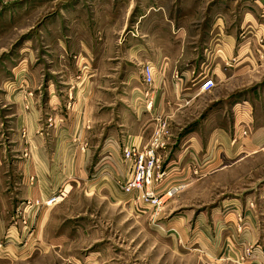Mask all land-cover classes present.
I'll return each mask as SVG.
<instances>
[{
	"label": "crops",
	"instance_id": "crops-1",
	"mask_svg": "<svg viewBox=\"0 0 264 264\" xmlns=\"http://www.w3.org/2000/svg\"><path fill=\"white\" fill-rule=\"evenodd\" d=\"M152 23L141 38L129 36L121 48L106 51L104 62L94 49L89 55L61 50L48 79H33L35 72H29L32 81L26 87L20 80L6 83L12 89L0 98V241L9 234L7 247L16 252L23 248L12 226L17 206L47 199L59 189L65 190V200L43 208L36 218L41 252L80 244L52 238L54 217L82 192L73 190L75 186L82 185L85 195L107 205L117 201L132 206L136 201L152 209L141 193L116 185L133 171L124 147L150 146L161 122L168 134L162 136L157 156L165 174L153 189L166 200V192L179 189L172 202L182 193L191 205L221 177L225 183L239 180L248 158L264 151V84L253 83L248 95L238 94L244 73L254 67H244L234 37L220 31L217 40L224 46L202 50L188 46L186 31H172L161 15L154 14ZM147 63L155 66L153 112L144 98L141 70ZM205 78L215 82L209 92L200 90ZM218 208L226 216L223 229L233 228L235 235L236 217H250L239 233L242 241L254 245L260 225L253 215H264V190L230 193ZM232 241L242 242L236 237ZM224 243L232 244L228 237Z\"/></svg>",
	"mask_w": 264,
	"mask_h": 264
},
{
	"label": "rangeland",
	"instance_id": "rangeland-1",
	"mask_svg": "<svg viewBox=\"0 0 264 264\" xmlns=\"http://www.w3.org/2000/svg\"><path fill=\"white\" fill-rule=\"evenodd\" d=\"M154 14L172 31H186L190 47L218 48L224 46L217 40L220 34L232 35L236 48H242L244 67H254L244 73L238 94L248 95L256 87L253 83L264 84V0H0V98L11 91L5 85L13 80L26 87L32 78L48 79L61 50L89 55L94 49L104 62L110 48L119 49L129 36L141 38L149 32ZM26 94L34 96L33 91ZM244 165L239 180L225 183L221 177L201 190L191 205L182 193L171 201L179 189L167 195L168 200L163 198L159 208L149 209L136 201L132 206L117 201L107 205L85 195L82 185L75 186L73 190L82 192L54 217L52 238L81 242L47 252L39 247L38 214L18 212L24 200L12 223L23 248H0V264H264V215H253L260 229L251 246L239 233L250 217H236L235 235L233 228L223 229L226 216L218 208L230 193L264 190V151ZM164 170L161 166L148 186L154 193V182ZM47 214L39 220L40 228ZM24 219L34 224L31 235H22ZM226 237L232 244L224 243ZM234 237L242 242L234 244Z\"/></svg>",
	"mask_w": 264,
	"mask_h": 264
},
{
	"label": "built area",
	"instance_id": "built-area-1",
	"mask_svg": "<svg viewBox=\"0 0 264 264\" xmlns=\"http://www.w3.org/2000/svg\"><path fill=\"white\" fill-rule=\"evenodd\" d=\"M141 73L144 77V83L147 86L146 91L144 92L145 106L148 111L153 112L155 108L156 96L151 87L154 83L155 66L147 63L142 67ZM214 86L215 82L213 78H205L200 85V90L202 92H209L214 88ZM166 134H168L166 126L161 122L158 124L154 132L153 140L150 146L141 149L135 146L126 145L123 149L124 159L131 161L133 171L129 178H120L117 181L120 187L128 193L140 192L141 199L156 209L161 206L164 197L156 196V194L150 190L148 186L152 184L155 172L161 169V161L157 156V150L164 145L162 136ZM25 155H27V153H25ZM159 178L162 179L160 175ZM174 191L175 190H169L166 195H171ZM64 196L65 191L58 190L47 199L26 200V202H23V204L25 203V206L23 208H19L18 212L20 214L25 213L26 216L30 217V215L38 214V212L43 208L57 205L64 199ZM23 223L24 226L22 229V235H31V232H35V229L33 230V223H28L26 219L23 220ZM7 236L8 238L5 242L0 241V248L10 243L12 237L9 234Z\"/></svg>",
	"mask_w": 264,
	"mask_h": 264
}]
</instances>
